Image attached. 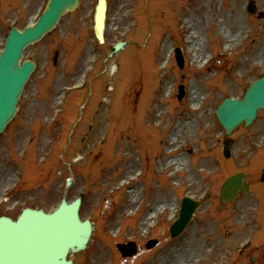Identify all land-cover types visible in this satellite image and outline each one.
<instances>
[{
    "label": "rangeland",
    "instance_id": "374dc122",
    "mask_svg": "<svg viewBox=\"0 0 264 264\" xmlns=\"http://www.w3.org/2000/svg\"><path fill=\"white\" fill-rule=\"evenodd\" d=\"M0 1L1 40L48 0ZM249 1L108 0L106 42L99 44L98 0H80L25 50L38 68L0 134V216L16 219L26 207L52 211L62 197H81L80 215L93 219L94 230L87 249L69 256L74 264H217L226 249L228 264H264V204L257 209L264 202V110L229 136L230 158L215 114L225 97L242 98L264 74V0H253L255 13ZM174 44L184 68L170 53ZM165 60L169 68L160 70ZM86 70L87 89L70 95L65 117L52 121L61 90L83 82ZM242 170L250 191L220 202L224 180ZM186 196L203 203L172 238ZM256 230L254 245L241 251ZM154 238L159 246L148 250ZM136 239L142 248L121 258L116 244Z\"/></svg>",
    "mask_w": 264,
    "mask_h": 264
},
{
    "label": "water",
    "instance_id": "95a60500",
    "mask_svg": "<svg viewBox=\"0 0 264 264\" xmlns=\"http://www.w3.org/2000/svg\"><path fill=\"white\" fill-rule=\"evenodd\" d=\"M77 5L78 0H51L36 25L23 32L16 28L12 30L0 59V131L15 115L16 102L33 68L31 62L19 65L22 50L51 30L67 9L74 10ZM105 11V1L102 0L96 15V33L101 41ZM243 97L241 100L228 97L217 109L216 115L228 135L242 123L251 125L258 111L264 108V76L252 83ZM224 150L229 156L228 144ZM243 179L242 172L226 180L221 200H233L240 192L246 191L248 186ZM78 207L79 201L70 206L63 203L53 214L26 209L17 222L0 218V264H72L66 260L67 254L84 249L91 234L90 224L82 223L78 218ZM196 207L197 203L184 202L173 235L186 227ZM74 228L79 230L76 236L72 235Z\"/></svg>",
    "mask_w": 264,
    "mask_h": 264
},
{
    "label": "bare ground",
    "instance_id": "6f19581e",
    "mask_svg": "<svg viewBox=\"0 0 264 264\" xmlns=\"http://www.w3.org/2000/svg\"><path fill=\"white\" fill-rule=\"evenodd\" d=\"M210 10L211 11H214V9L213 8H210ZM215 17V15H214V13L212 14V18H214ZM222 32H224V30H222ZM175 39V38H174ZM196 57V56H195ZM169 164V163H168ZM162 208H163V205L162 204H157L156 205V207H155V210H154V213L156 212V214L159 212V211H161L162 210ZM152 219V215L151 216H149L148 218H147V220L145 221V223H149V221Z\"/></svg>",
    "mask_w": 264,
    "mask_h": 264
},
{
    "label": "flooded vegetation",
    "instance_id": "af4514ba",
    "mask_svg": "<svg viewBox=\"0 0 264 264\" xmlns=\"http://www.w3.org/2000/svg\"><path fill=\"white\" fill-rule=\"evenodd\" d=\"M223 256L226 257L227 259H229V253L228 252L224 253Z\"/></svg>",
    "mask_w": 264,
    "mask_h": 264
}]
</instances>
